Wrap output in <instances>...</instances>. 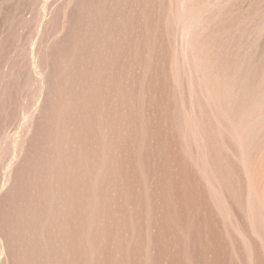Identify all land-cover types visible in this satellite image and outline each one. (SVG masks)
Here are the masks:
<instances>
[{"label":"rangeland","instance_id":"1","mask_svg":"<svg viewBox=\"0 0 264 264\" xmlns=\"http://www.w3.org/2000/svg\"><path fill=\"white\" fill-rule=\"evenodd\" d=\"M0 264H264V0H0Z\"/></svg>","mask_w":264,"mask_h":264}]
</instances>
